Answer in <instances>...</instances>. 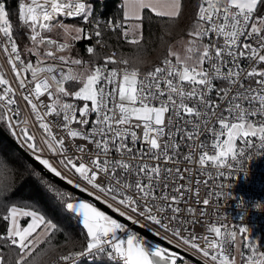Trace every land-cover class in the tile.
Returning <instances> with one entry per match:
<instances>
[{"label": "snow or ice", "instance_id": "obj_1", "mask_svg": "<svg viewBox=\"0 0 264 264\" xmlns=\"http://www.w3.org/2000/svg\"><path fill=\"white\" fill-rule=\"evenodd\" d=\"M122 9V22L103 26L119 30L131 45L143 40L145 9L168 23L187 16V39L169 43L160 65L142 72L115 51L100 55L98 49L107 44L99 20L91 32L64 23L65 18L85 24L93 20L87 0H20L18 20L29 30L33 63L22 57L9 11L0 2V34L5 38L0 50L23 101L21 107L17 88L0 66V123L22 151L28 150L25 156L33 165L29 171L0 154V220L8 225L0 233V264H33L29 257L39 245L51 247L63 231L38 205L16 203L17 179L25 172L39 178L84 238L82 250L58 255L56 264H79L83 257L101 255L111 264H192V256L200 258L199 264H234L226 248H235L238 232L243 237L247 228L237 230L218 220L215 211L208 221L207 207L220 197L209 180L224 177L222 169L236 167L250 150L264 152V69L258 68L264 65V0H196L194 6L191 0H123ZM56 28L64 43L42 34ZM68 38H95L85 49L88 61L56 55L71 50ZM42 45L50 47L42 50ZM145 51L138 50L135 64L143 63ZM47 58L59 63L47 64ZM216 81L226 83L217 86ZM140 127L142 137L134 130ZM185 161L198 164L206 179L193 182L192 169L178 166ZM206 169H215V175ZM201 184L209 189L202 201ZM192 203L203 206L199 219ZM197 227L204 231L198 233ZM137 229L166 245L150 242ZM244 245L245 264H264V251L247 239Z\"/></svg>", "mask_w": 264, "mask_h": 264}, {"label": "trees", "instance_id": "obj_2", "mask_svg": "<svg viewBox=\"0 0 264 264\" xmlns=\"http://www.w3.org/2000/svg\"><path fill=\"white\" fill-rule=\"evenodd\" d=\"M123 0H89L92 7L93 18L99 20L102 27L101 32L107 48L100 52L103 56L108 50H117L124 58L129 59L130 64H134L141 68L144 72L153 66H158L163 58L169 43L174 44L180 39H187L184 33L187 31L190 20L187 16L180 19L177 23H168L166 18L157 17L155 14L146 11L144 13V20L142 22L143 40L140 45H131L121 38L119 30L112 32L103 25L107 21L115 23L122 22V6H119ZM6 7L10 12L14 36L17 40L18 46L23 50L27 58H31L32 54L28 51L30 48L29 42L26 39L28 29L23 26L18 20V3L20 0H5ZM196 0H191V5L194 6ZM64 23L82 27L85 25L82 19H66ZM132 36L130 34L129 39ZM164 41V42H162ZM73 42V41H72ZM74 43V42H73ZM92 44L90 41L80 40L73 44L71 50L76 55L75 58H82L85 61L89 60V56L85 51L86 47ZM138 50H146L140 56L143 61L142 64H135L137 61ZM96 62H99L97 60ZM15 139L5 125L0 123V154L10 159L13 163H19L32 170L33 165L28 162L23 155L15 148L11 140ZM16 140V139H15ZM37 172H40L36 168ZM56 182L52 177H45ZM61 186V185H60ZM69 192L71 190L61 186ZM16 189L18 195L16 203H29L38 205L39 210L42 211L48 219L57 223L63 231L57 233L51 242V247L47 244H41L33 253L29 260H33V264H51L56 261L60 254H67L69 251H79L84 247V238L81 234L79 226L75 221L63 211L62 207L55 202L50 194L47 193L44 186L36 176H29L25 172L22 177L17 179ZM7 222L0 220V233H4L7 229ZM65 233L71 237L66 239ZM244 254V251H243ZM35 258V259H33ZM79 264H111L106 256H97L94 260L84 259L79 261Z\"/></svg>", "mask_w": 264, "mask_h": 264}, {"label": "built area", "instance_id": "obj_3", "mask_svg": "<svg viewBox=\"0 0 264 264\" xmlns=\"http://www.w3.org/2000/svg\"><path fill=\"white\" fill-rule=\"evenodd\" d=\"M0 2H4L6 6L5 0H0ZM24 2H27V0H24ZM87 2L89 3V0H87ZM119 6H122V3H120ZM6 10H8L7 7H6ZM9 19H10V23L12 24L10 12H9ZM66 19H70V18H65L64 21ZM76 19H79V18H76ZM71 20H75V19H71ZM95 20L96 19L90 20L89 23L82 26L85 29V31L91 32L93 30L95 26ZM42 34L44 35V32ZM44 36L50 37L48 35H44ZM13 37L16 40L14 36V31H13ZM4 39L5 38L2 36V34H0V43H2ZM26 39L29 42L30 48H32L34 45H33V42L30 40V35L28 34V32L26 34ZM55 40H57L59 43L65 42L64 40H58V39H55ZM73 42L76 43L77 41H73ZM73 42L67 41V43L71 44L72 46L74 44ZM90 42L92 44H95V38H93V40ZM16 43H17V40H16ZM49 47L50 46L48 45L41 46L42 50H47ZM52 50L56 51L54 47L52 48ZM20 51H21L22 57L26 58V60H29L35 63L36 57L33 54H32V57L29 59L25 56L22 49H20ZM112 51L116 52L118 58H124L115 49H110L106 53L110 54ZM64 52L57 51L56 54L64 53ZM261 54H264V52H262ZM49 60L50 58H47L45 63L58 64L57 62H54V61L50 62ZM97 63H100V61ZM0 66H2V70L6 74V78L10 80L14 88H17V83L13 79V75L10 71V67L7 64L6 54L2 50H0ZM63 67H65V70H66L68 66L65 65ZM111 67H115V66L109 65V68ZM258 68L264 69V65H258ZM241 79H243V77H241ZM215 83L217 84V86H222L226 82L216 81ZM245 83L247 84V81H245ZM253 86L255 87L256 85L253 84ZM29 87H31V85ZM66 87H68L67 84H66ZM69 90H72V89L70 88ZM19 93H20V90L17 88L18 103L20 104L21 107H23V101L19 99ZM167 120H168V115L166 114L165 125H167ZM132 123L135 124L137 123V121L133 120ZM174 127L175 126H173V128ZM134 130L137 132L139 136L142 137L143 130H144L143 127H140L139 129H134ZM167 139L168 137L165 136L164 140H167ZM201 139H204V136H202ZM17 142L19 143V141ZM77 143H84V142L77 141ZM197 143H199V141H197ZM237 143L239 144V141ZM140 146H141L140 144H137L136 147H140ZM144 147H146V145ZM25 150L28 151L27 149ZM186 151H187L186 147L182 145L181 152L186 153ZM208 151L211 154L213 152V149L209 148ZM195 155H196V158L198 159L199 149H197V152ZM149 162L155 163L154 161H149ZM163 166L164 165H162V167ZM167 166L176 167L177 165H173L169 163ZM178 166L181 169H184L186 167L192 169L191 175L193 178V182L195 181L197 177H199L201 180L206 179V177L200 175L199 173L200 166L196 163L188 164L185 161V162L180 163ZM206 171H211L213 175H215V169H206ZM222 171L225 172L224 177L216 178L214 180H209V185L211 189L214 190L215 192L220 193V197H219V200L215 198L211 199V203L207 207L208 221L211 222V220L213 219L214 211H215L216 218L218 220H222L224 223L235 227L237 230L240 226H244L247 228V233L243 237L239 234V232L237 235V237H240L242 241V250L244 251V254L242 251V257L247 254L245 245H244L245 239H247L252 246H255L257 251H264V152H260V151H257L256 149H252L247 153L246 157L241 158V162L236 167H234L233 169L224 168L222 169ZM184 175L187 177L189 173L186 172L184 173ZM218 185H222V187H218ZM193 187L195 188V183H193ZM208 191L209 189L207 187H205L203 184L200 185L199 198L201 201L207 198ZM191 207L195 209L194 218L199 219L201 215V208L203 206L192 203ZM241 212L245 214L242 220L237 218L239 216V213ZM137 231H140L141 234L145 235V237L149 239V236H148L149 234L143 233V230H140V229H137ZM196 231L199 233L204 230L201 229L200 227H197ZM180 251L184 252L183 249H180ZM226 251L228 254H230V257L232 256L235 257L234 264H236L235 248L229 245L226 248ZM192 257L200 261V258L198 256H192ZM95 258H93L92 256H88V257L81 258L80 261L84 259L94 260ZM241 264H245V261L242 260Z\"/></svg>", "mask_w": 264, "mask_h": 264}, {"label": "rangeland", "instance_id": "obj_4", "mask_svg": "<svg viewBox=\"0 0 264 264\" xmlns=\"http://www.w3.org/2000/svg\"><path fill=\"white\" fill-rule=\"evenodd\" d=\"M67 24H69V23H67ZM69 25H71V24H69ZM44 35H48V36H50V37H52L54 39L64 40L65 41V37H64V35H63V33H62V31H61L60 28H56L52 32H44ZM67 41L68 42H72V40L70 38H68ZM175 50H178V51H181L182 52V49H180V48H176ZM56 55L57 56H59V55L72 56L73 58H75V56H76L73 53L72 50H68V51H66L64 53H57ZM49 61L52 62L54 60L52 58H50ZM54 62L59 63L58 61H54ZM73 69H74V71H82V69L81 68H78L77 66H73ZM21 223L23 224V221H21ZM150 242H152V241H150ZM152 243H154V242H152ZM242 251H243L242 250V241H241L240 237H237V239H236V246H235L236 264H241V261L243 260L242 259ZM51 264H56V261L52 262ZM192 264H196V263L192 261Z\"/></svg>", "mask_w": 264, "mask_h": 264}, {"label": "water", "instance_id": "obj_5", "mask_svg": "<svg viewBox=\"0 0 264 264\" xmlns=\"http://www.w3.org/2000/svg\"><path fill=\"white\" fill-rule=\"evenodd\" d=\"M10 140H11V142L13 143V145L15 146V148L23 155V157L28 161V162H30L31 163V161L28 159V157L27 156H25V152H27L25 149L22 151L21 150V148H20V146H19V143L17 142V140H15V139H11V138H9ZM30 155V154H29ZM32 164V163H31ZM39 169V168H38ZM40 170V169H39ZM55 181H56V178H54V177H52ZM57 182V181H56ZM61 186H63V187H65V188H67V189H69V190H71L72 192H74L77 196H79V197H81V198H84V199H89L88 197H87V194H85V193H80L78 190H76V189H74V188H72L71 186H69V185H65V184H63L62 182H58ZM98 206H100L103 210H106L107 212H109L110 214H112L111 213V211L110 210H108L105 206H103V205H98ZM149 236V239H150V241H152V242H154V243H157V242H159V243H161L162 245H166V242H164V241H160L159 240V238H157V237H154V236H152L151 234H149L148 235ZM181 254H183L184 252H181L180 250H178ZM191 259H192V261L193 262H195L196 264H199V260L198 259H196V258H194V257H190Z\"/></svg>", "mask_w": 264, "mask_h": 264}, {"label": "crops", "instance_id": "obj_6", "mask_svg": "<svg viewBox=\"0 0 264 264\" xmlns=\"http://www.w3.org/2000/svg\"><path fill=\"white\" fill-rule=\"evenodd\" d=\"M122 3H123V1H122ZM146 11H149L148 9H145L144 10V12H143V16H144V13L146 12ZM122 12H123V9H122ZM150 12V11H149ZM154 14V13H153Z\"/></svg>", "mask_w": 264, "mask_h": 264}]
</instances>
